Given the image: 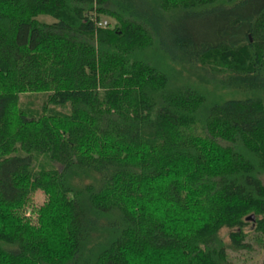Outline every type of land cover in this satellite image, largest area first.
<instances>
[{"label": "trees", "instance_id": "trees-1", "mask_svg": "<svg viewBox=\"0 0 264 264\" xmlns=\"http://www.w3.org/2000/svg\"><path fill=\"white\" fill-rule=\"evenodd\" d=\"M246 227L264 0H0V264H234Z\"/></svg>", "mask_w": 264, "mask_h": 264}, {"label": "rangeland", "instance_id": "rangeland-1", "mask_svg": "<svg viewBox=\"0 0 264 264\" xmlns=\"http://www.w3.org/2000/svg\"><path fill=\"white\" fill-rule=\"evenodd\" d=\"M19 99L21 101V105L24 107H36L42 102V95L38 93H19ZM43 164L45 161L41 157V155H37L33 161V168L37 167V165ZM43 193L42 191L35 190L22 209V214L27 216L32 224L36 223L37 218V209L43 202ZM250 215V214H249ZM250 227H246L244 232L247 234L246 241L249 245V249H241L239 251H232L230 249H226V258L230 261H233L234 264H260L261 258L264 256V235L259 234L258 232H254L250 230ZM218 235L221 237L223 242L227 240L226 229H222L218 231Z\"/></svg>", "mask_w": 264, "mask_h": 264}, {"label": "water", "instance_id": "water-1", "mask_svg": "<svg viewBox=\"0 0 264 264\" xmlns=\"http://www.w3.org/2000/svg\"><path fill=\"white\" fill-rule=\"evenodd\" d=\"M251 215H252V214H251ZM251 215H250V216H248V218H249V219H251Z\"/></svg>", "mask_w": 264, "mask_h": 264}]
</instances>
